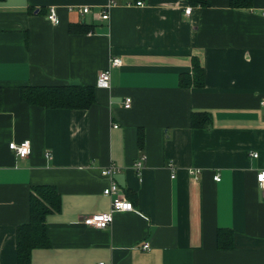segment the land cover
<instances>
[{
  "label": "crops",
  "instance_id": "crops-1",
  "mask_svg": "<svg viewBox=\"0 0 264 264\" xmlns=\"http://www.w3.org/2000/svg\"><path fill=\"white\" fill-rule=\"evenodd\" d=\"M110 1L0 0V264H18L34 184L56 186L61 208L30 264H264V0H112L102 18ZM194 58L203 87L181 82ZM106 68L110 87H98ZM66 84L94 86L96 102L50 108L21 96ZM194 111L210 114L207 126L192 125ZM24 140L20 157L9 143ZM110 165L134 208L99 228L83 219L110 210ZM219 232L232 244L220 247Z\"/></svg>",
  "mask_w": 264,
  "mask_h": 264
},
{
  "label": "trees",
  "instance_id": "trees-1",
  "mask_svg": "<svg viewBox=\"0 0 264 264\" xmlns=\"http://www.w3.org/2000/svg\"><path fill=\"white\" fill-rule=\"evenodd\" d=\"M198 1L202 5L209 3V0ZM250 4L251 0H230V5L235 8L249 7ZM181 82L184 85L194 84L196 87L205 85V70L199 59L194 58L192 74H182ZM21 96L29 103L50 108L86 109L96 102L94 86L85 84L28 85L21 89ZM209 121L210 114L207 111L192 113L193 126L205 127ZM29 203V220L19 224L17 228L18 264H30L33 249L49 245L46 217L49 213L60 210L61 194L54 185L34 184L31 186ZM222 234L219 232L218 245H231L232 239L223 241Z\"/></svg>",
  "mask_w": 264,
  "mask_h": 264
},
{
  "label": "built area",
  "instance_id": "built-area-1",
  "mask_svg": "<svg viewBox=\"0 0 264 264\" xmlns=\"http://www.w3.org/2000/svg\"><path fill=\"white\" fill-rule=\"evenodd\" d=\"M113 3L111 0L107 5L106 8L103 10L101 17L102 18H108V8H110ZM138 5H143L144 3L142 1L137 2ZM89 7L84 6L81 9L82 13L89 12ZM192 8L187 7L185 9V12L187 14H190ZM48 18L53 22H58V14L56 11V8L54 6L50 7V12L48 14ZM122 63V60L120 57L115 56L110 59V65L111 66H118ZM110 81H111V72L109 68L103 69L99 72L98 78H97V86L108 88L110 87ZM264 104V100H263ZM131 105V98L127 97L125 101V106L129 107ZM9 147L13 149L17 156L25 157L31 152V142L30 140H24L20 143L11 141L9 143ZM252 156H258V152L252 151ZM143 159V158H142ZM136 167L138 169L142 166V160H139L136 164ZM174 164L170 163V167L172 169V177L175 175L174 170ZM118 170L116 166L110 165L108 167H104L101 170V174L108 180V184L104 187L103 193L107 196L111 197V208L109 211L95 213L93 215L85 217L83 220L86 224L92 225L99 228H104L108 226L113 221L114 212L116 211H123V210H132L134 208L133 203L130 200H127L122 194L121 189L117 181L114 179V173ZM189 172L191 174H198L200 172L199 169H190ZM216 180H220V175L216 174L214 176ZM257 181L259 185L264 189V168L260 169L257 172L256 175ZM144 247H149V243H145Z\"/></svg>",
  "mask_w": 264,
  "mask_h": 264
}]
</instances>
